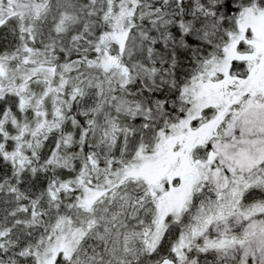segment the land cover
<instances>
[{
    "label": "snow or ice",
    "instance_id": "snow-or-ice-1",
    "mask_svg": "<svg viewBox=\"0 0 264 264\" xmlns=\"http://www.w3.org/2000/svg\"><path fill=\"white\" fill-rule=\"evenodd\" d=\"M0 264H264V0H0Z\"/></svg>",
    "mask_w": 264,
    "mask_h": 264
}]
</instances>
